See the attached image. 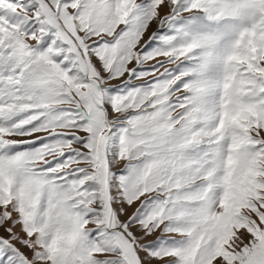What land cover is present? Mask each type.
I'll return each instance as SVG.
<instances>
[{"label": "snow or ice", "instance_id": "snow-or-ice-1", "mask_svg": "<svg viewBox=\"0 0 264 264\" xmlns=\"http://www.w3.org/2000/svg\"><path fill=\"white\" fill-rule=\"evenodd\" d=\"M0 264H264V0H0Z\"/></svg>", "mask_w": 264, "mask_h": 264}, {"label": "rangeland", "instance_id": "rangeland-1", "mask_svg": "<svg viewBox=\"0 0 264 264\" xmlns=\"http://www.w3.org/2000/svg\"><path fill=\"white\" fill-rule=\"evenodd\" d=\"M0 234H2V233H0Z\"/></svg>", "mask_w": 264, "mask_h": 264}]
</instances>
